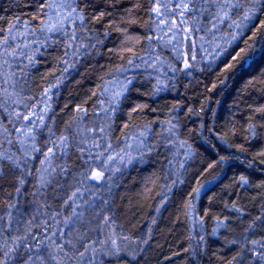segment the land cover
<instances>
[{"label":"trees","instance_id":"16d2710c","mask_svg":"<svg viewBox=\"0 0 264 264\" xmlns=\"http://www.w3.org/2000/svg\"><path fill=\"white\" fill-rule=\"evenodd\" d=\"M239 4L223 23L214 6L203 14L195 49H182L193 67L181 70L184 56L155 39L150 0H0V42L8 39L0 53H16L0 55V153L20 162L0 160V214L13 217L11 228L0 221V246L26 237L8 264H261L245 238L264 242V9L245 21L252 2ZM55 7L75 11L56 23ZM210 19L232 35L213 57L203 43ZM48 90L43 119L39 108L27 122L9 115L28 114ZM21 125L34 137L25 144ZM93 139L101 145L90 149L93 167L108 144L104 155L115 159L110 180L81 188L77 220L64 202L87 169L78 149ZM132 139L140 141L132 162L115 169ZM122 239L135 243L131 258L109 254ZM52 240H72L68 256ZM89 244L95 254L80 256Z\"/></svg>","mask_w":264,"mask_h":264},{"label":"snow or ice","instance_id":"6c2138e0","mask_svg":"<svg viewBox=\"0 0 264 264\" xmlns=\"http://www.w3.org/2000/svg\"><path fill=\"white\" fill-rule=\"evenodd\" d=\"M252 2V7L248 11L245 12L244 14V20L249 21L251 20L255 14L258 11H261L264 9V0H251ZM151 7L149 11L151 13L155 14V20L153 21L154 24H156V27L159 31L163 32V35H158L155 37V39L163 41L164 37H168V43L172 44L174 47L180 48L182 45L186 44H191L192 49L194 50L196 47V41L194 39V35L197 32L201 31V21L203 19V14L210 12V8L212 6L217 9L216 12L211 13V15L215 18L216 21L219 23H223V20L225 18H229V13L236 8L242 7V5L239 4V0H237L236 3H233L232 0H150ZM73 11H75V8H73ZM64 19H67V17H64ZM79 19L81 20V23L83 22L84 17L80 16ZM235 23V22H233ZM209 24H211V28L209 31L214 29L217 25L215 22H213L212 19L209 20ZM231 26V25H229ZM261 27H264V22H261ZM55 28V25H52L49 27V31H52ZM11 28L8 29L9 32H11ZM2 31V30H0ZM169 33L171 35H169ZM75 39V35L72 37ZM149 41L153 39V37H148ZM8 39L7 37L4 38L2 42H0V46L3 44H7ZM7 53L8 55L14 56L16 53L13 52H8L7 49L4 50V53H0V55H3ZM182 56H184L183 60V69H189L193 67V65L189 62L188 54L185 52L181 53ZM179 58V57H178ZM191 60H195V52L193 51L190 55ZM31 62V61H30ZM8 61L5 60L4 64H7ZM65 63H67L65 61ZM131 63V61H129ZM172 71H177V69H172ZM14 75V73L12 74ZM130 83V81H129ZM126 90V87L125 89ZM5 94H7L8 99L11 100L12 103L14 104H19L21 101L17 98H15L14 93H8L7 89L2 90ZM122 93L117 92L114 94V98L116 96H120ZM6 102H0V107H4L5 111H7V107H5ZM27 107V105H25ZM135 110V109H134ZM85 112L87 111L86 109L84 110ZM10 116H14L16 120H21L23 119L24 121H30L33 116H35V112H30L28 114L22 113L18 110H14L13 112L9 113ZM42 119V118H41ZM100 133H104L105 129L104 128H99L98 129ZM5 134H10L9 129L4 128L3 129ZM17 133L23 132V138L19 140L21 144H25L29 138L32 137V128H28L26 131L24 129V126L21 125L19 128L16 129ZM89 133H95L97 129L95 128H89L86 130ZM104 138V137H102ZM127 140L128 137H125ZM68 140L67 136H62L60 138V144L63 145L65 148L68 147L69 145L66 143ZM11 140H8V143H11ZM79 144H84L87 143L85 138H81L78 142ZM111 148V144L106 145V147L101 150L100 152H97L95 154V161L97 164V167H93L89 161L92 160L93 154L90 149H101V145L98 141L93 139L89 144L88 148H79L80 156L83 158L85 152L88 153V159L84 160L83 163L87 165V169L84 173L80 174V185L81 187H76L73 191H71L66 200H65V206H67L68 202H72V216L75 217L77 220H79L82 217V213H78L76 211L77 208L81 207L79 203H77V197L78 194L80 198H83V192L81 191V188H84L87 190L89 187H94V184H91L90 182H96L97 184L100 182H107V180L111 179V175H108L106 177V173H111V169L109 168V164L115 159L112 155H104V152L108 149ZM34 151H39L38 148H34ZM63 150V149H61ZM48 155L45 156V160L50 161V157L54 155V150L53 148H49L48 150ZM261 155H264V153H261ZM7 159L12 162V164L15 167H20V162L19 160H13L11 156H8L4 153H0V160ZM121 161H123V157L120 158ZM128 163L132 162V159L129 158L127 161ZM55 169H53V172ZM64 171V169H62ZM0 175H2V170H0ZM51 175V173L49 174ZM44 177H41V180L43 181ZM241 182L244 184H247L248 181L244 178H240ZM89 182V183H86ZM20 183L23 184L24 180L20 179ZM18 193L20 191L19 188L16 190ZM7 207L9 209H12L15 207L14 204H8ZM12 212L8 211L7 213L0 214V221H4L6 223V226L8 228L12 227ZM69 220L71 218H68ZM259 219V217L257 218ZM29 224L31 221L28 222ZM107 223V220L105 221ZM254 226V222L252 225H249V228L246 229V231L250 230ZM0 235H3V228L0 227ZM56 233L53 232L52 236H55ZM63 236V233L60 234ZM12 242L14 246H10L7 241L4 242L2 246H0V254H2V259H0V264H8V259L11 258L12 253L17 251L18 243L20 239H26V237L20 238V237H12ZM49 239H51L49 237ZM246 244H251L253 245V248L251 249L252 254L261 262V264H264V242H261L260 240H248L245 238ZM52 244L55 245L57 252H62L64 253L65 256H68V253L65 252V243L67 244H72V240H66L62 243H56V241L52 240ZM95 242H92L94 244ZM106 242L102 241L101 244H104ZM233 243H236V241H233ZM92 244H89L85 247L84 252L80 253V256H84L85 253L89 251L91 248L92 253L95 254L97 251L96 248L92 247ZM113 248L115 249L114 251L110 252L109 254L111 255H119V248L116 246V241H112ZM55 259V257H52ZM42 259V258H41ZM233 259H236L235 257ZM25 264H28L26 261ZM231 264V262H229Z\"/></svg>","mask_w":264,"mask_h":264},{"label":"rangeland","instance_id":"374dc122","mask_svg":"<svg viewBox=\"0 0 264 264\" xmlns=\"http://www.w3.org/2000/svg\"><path fill=\"white\" fill-rule=\"evenodd\" d=\"M73 12H74L73 10L72 11L71 10L66 11L65 7H55V13H54L55 18L53 21L56 23H59L64 17H68V16L73 15ZM209 29L210 28H208L207 25H205L204 29L202 28L203 36H204V42L203 43L207 47L206 50L204 48V52L208 51V53H205L207 57L218 56L220 48L222 47V45L225 46L226 44L230 43V39H232V35H231L230 31H224V33L221 32V30L219 28H217V26H216V28L212 29L211 31H209ZM157 33H158V35H163V32L159 31L158 29H157ZM198 34H200V32H198ZM169 35H171V34L169 33ZM163 41L169 47L174 49L175 53L178 55L182 53V49H183V51H185V49H186L185 45H182L180 48H177V47H174L172 44H169L167 36L164 37ZM0 63L2 64V61H0ZM121 83H122L121 81H118L117 84L113 85V88H116L118 90L121 87ZM123 85H124V83L122 84V86ZM50 98H51L50 97V90H48L44 96L43 101L38 103L34 109L30 110V112H35V116H33L32 118H34V117L40 118L39 114H37L38 108H39V111L41 112L42 119L44 118L45 113L48 109V103L50 101ZM29 126L27 125L28 128H30ZM139 145H140L139 139H132L129 142L127 149H124L123 152H120L118 154V158H117L116 162H113L114 168L118 169V168H120V166L124 165V163L128 164L127 161L129 160V158L131 156L133 157V155L135 154V151H136L135 149ZM121 157H123V161H121V159H120ZM110 164H112V163H110ZM116 246L119 248V255L120 256L131 258L130 254L132 253V251L135 247V243L132 241H129L127 239H122V240H117Z\"/></svg>","mask_w":264,"mask_h":264}]
</instances>
